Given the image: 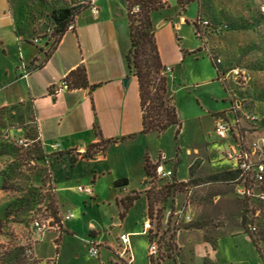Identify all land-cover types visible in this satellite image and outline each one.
Returning <instances> with one entry per match:
<instances>
[{"label": "rangeland", "instance_id": "1", "mask_svg": "<svg viewBox=\"0 0 264 264\" xmlns=\"http://www.w3.org/2000/svg\"><path fill=\"white\" fill-rule=\"evenodd\" d=\"M17 1L21 20L24 18L28 24L36 20L44 24V31L36 34L41 39L37 41L33 35L30 42L45 47V54H48L57 39L48 8L51 3L56 6L55 3L59 5L62 0ZM186 1L181 0L182 4H178L177 0H166L162 9L151 13L154 30L161 39L162 54L169 65L166 70L168 95L172 97L171 102L181 123L179 132L176 133V127L171 125L159 135L153 133L141 138L135 145L125 144L112 149L109 164L113 174L99 180L96 186L98 201L91 204L85 219L70 220L75 222L79 236L64 240L57 251L43 235L48 231L63 230L62 224L58 230L47 228L37 233L33 222L38 219L52 225L60 219L61 205L66 211H78L79 216V208L91 201L89 196L93 199L95 196L91 192L64 188L56 191L47 158L35 160L39 153L36 140L39 130L35 112L29 105L18 106L0 115V171L7 176L8 187L7 190L1 189L0 176V244L24 247L25 253L38 264H54V261L55 264H95L96 258L87 249L91 240L84 241L80 235L89 220L101 228L114 220L117 215L114 197L119 189L110 179L126 176L130 178L131 191L128 194L134 191L138 193V199L143 198L134 201L123 226L114 233L124 231L130 234V249L135 257L133 264H192V249L184 259L178 244L179 234L184 230L200 233L198 238L210 242H214L217 232L245 233L255 245L260 264H264V203L259 205L257 216L251 218L246 212L245 202L237 196L235 187L227 183L232 175L231 164L225 156L229 141L219 137L214 130L215 121L226 117L231 104L237 101L246 109L255 108L260 113L264 110V0ZM79 5L86 7L89 4ZM180 15L185 17L184 21L174 30ZM202 21H207V25L203 26ZM193 23L198 29V37L194 34ZM217 58L220 63L216 62ZM8 67L9 63L0 56V76ZM223 75L226 79H222ZM259 130L264 134V121ZM144 147L148 157H158L155 165L171 169L172 176L159 177L150 170V176H145L142 185L147 184V187L142 191L138 190L143 175L139 163ZM65 168L63 163L53 167L58 185L64 179ZM78 173L80 178L73 183L75 188L78 185L89 188L87 170L80 166ZM173 179L181 181L184 186L165 196L161 188ZM186 184L200 185L190 197L192 221L189 223L184 222L183 212L175 217V211L185 204ZM27 195L33 199L30 210L25 208L21 214L5 218L7 204L15 209L24 204ZM250 222L256 226L253 231L248 228ZM146 223L147 232L141 233ZM136 228L140 233L129 231ZM112 234H106L105 239H113ZM221 236L218 245L225 261L227 258L237 260L238 256L231 248V238ZM42 237L44 240L38 244V253L53 260L42 262L35 256L34 247ZM151 243H155L158 249L152 256L148 254ZM117 250L118 253L113 250L111 254L113 264H132L131 254L121 255V247ZM104 264L108 263L104 261Z\"/></svg>", "mask_w": 264, "mask_h": 264}, {"label": "crops", "instance_id": "2", "mask_svg": "<svg viewBox=\"0 0 264 264\" xmlns=\"http://www.w3.org/2000/svg\"><path fill=\"white\" fill-rule=\"evenodd\" d=\"M83 3L89 5L83 7L74 17V29L65 31L45 61L43 52L46 48L41 50V45L30 42L33 35L35 39H41L36 34L44 31V24L37 20L32 24L26 23L24 18L21 20L17 0H0V56L9 63L8 69H3L0 76V106L31 101L44 153L53 155L62 152L60 157L55 155L47 157L56 191L59 192L63 188L77 190V186L75 188L73 183L80 178L78 168L82 166L87 170L88 187L91 189V194L95 196L93 199L86 194L91 201L79 208L81 215L78 216V211L68 210L73 213V217L62 223L63 230L44 233L43 237L52 244L54 249H59L67 238L79 236L75 222L70 220L85 219L86 211L91 208V204L97 203L96 186L99 180L105 175L113 174V168L109 164L110 151L125 144L135 145L136 141L153 134L139 133L141 110L137 81L132 74L128 73L125 60L130 44L126 1L62 0L59 5L55 3L56 6L51 3L49 9ZM93 8L95 12L92 11ZM184 18L182 15L179 16V20L173 26L174 30L180 27ZM155 37L161 61L169 68L161 51V39L156 31ZM21 63L30 65L32 68L27 77L21 76ZM78 65L85 67L88 84L93 88L91 90L73 88L56 95L51 94L49 90L52 91V88ZM126 77L127 84L123 85L122 81ZM94 126L99 130L102 139H116V142L109 144L104 152H99L93 158H81L78 154L83 153L90 144L99 139ZM132 134L135 136L128 137ZM71 154L78 156L73 166L69 161ZM145 155L148 156L146 147L141 151L139 163L143 175L138 190L142 191L147 187V184L142 187L146 176ZM148 159L156 164L158 157L153 159L149 156ZM60 163H63L66 168L64 179L58 185L53 167ZM120 178L127 177L113 176L110 182L113 185L114 181ZM127 180V185L118 187L119 192L114 197L115 203L117 199L131 191L130 178ZM141 198L143 196L139 199ZM59 201L57 195V202ZM83 203L86 201L84 200ZM131 207L124 218L120 219L121 207L116 203L117 215L113 221L107 223L105 228L99 227L93 220L88 221L80 237L84 241L90 239L98 246L97 255H91L96 258L95 264H104V261L113 264L111 254L113 250L119 252L117 250V247L120 248L119 236L125 233L124 231L114 233V231L123 226ZM144 209H146V203ZM59 210L61 213L66 212L64 205L59 206ZM139 228L129 231L140 233L136 231ZM111 233H113V239L106 240L105 235ZM200 235V233H192V230H184L179 234L178 244L182 248V257L185 259L192 249V264H260L261 262L253 242L245 233L217 232L214 242L198 238ZM221 235L231 238V248L238 256L237 260L227 258L225 261V255L222 254L218 245ZM42 238L34 247L35 256L42 262L53 260L39 255L37 247L44 240ZM56 238L59 239L58 242L54 241ZM130 251L131 249L129 254L132 256L133 264L135 257Z\"/></svg>", "mask_w": 264, "mask_h": 264}, {"label": "trees", "instance_id": "3", "mask_svg": "<svg viewBox=\"0 0 264 264\" xmlns=\"http://www.w3.org/2000/svg\"><path fill=\"white\" fill-rule=\"evenodd\" d=\"M125 1L127 5L126 12L128 18L130 41L129 48L125 54V60L128 73L132 74L137 81L139 107L141 110V129L139 133H155L159 135L171 125L176 127V133H178L181 128V123L179 121L176 109L171 102L172 97L168 95V75H166L167 67L161 61L156 43L155 30L151 19V13L162 9L163 5L167 2H163L162 0ZM193 1L194 0H187L186 3H191ZM177 3L182 4L181 0H177ZM134 6H138V11L132 12V8ZM82 8L83 7L78 4L75 6H66L60 8L54 7L50 9L49 18L52 19V22L54 23L53 33L57 35L55 46L60 37L67 30V25L69 22L74 20V17L80 12ZM193 26L194 34L198 37V29L196 28V24L193 23ZM55 46L48 54H45V51L43 52L45 54V61L55 49ZM40 49L42 50L43 48L40 47ZM213 67L216 71V67L214 65ZM63 79L66 81L68 89L89 88L91 90L93 88V86L88 84L85 67L83 65H78L69 71ZM49 92L52 94L51 90H49ZM25 104L29 105L34 110L31 101L27 100L13 105L0 106V115L2 113H9L18 106H23ZM94 128L99 139L95 143L90 144L83 153L78 154V156L81 158H93L99 152H104L109 144L116 142V139H102L100 137L99 130L96 128V126H94ZM134 136L135 134H132L128 137ZM121 139H123V137ZM36 140L39 144V153L38 156L35 157V160L45 159L54 155L60 157L62 155V152L53 155H47L44 153L39 132L37 134ZM78 156H74L73 154L70 155L69 161L71 166L74 165ZM155 167L156 165L151 163L148 159V156L146 155L144 157V171L146 175L150 176V170L155 173ZM0 176L2 177L1 189L7 190V176L3 173V171H0ZM127 184V178L117 179L113 183L115 187H121ZM29 186V188L33 189L31 184H29ZM183 186L184 183L181 181L176 182L173 179L171 182L163 185L161 188V193L165 196H168L169 193L175 190H180ZM138 196V193L133 191L131 194L125 195L116 200V203L121 207L119 211L120 219L124 218L129 207H131L134 201L138 199ZM147 199V211L149 213V196H147ZM32 202L33 199L27 195L24 200V204L19 205L15 209H13L10 206V203H8L4 212L5 218L21 214L23 212L22 210L25 208L26 210H30L29 207ZM1 229L2 224L0 222V232ZM0 264H38V262L32 259V256L27 255L25 253L24 247L22 246L0 244ZM114 264L117 263L114 262Z\"/></svg>", "mask_w": 264, "mask_h": 264}, {"label": "built area", "instance_id": "4", "mask_svg": "<svg viewBox=\"0 0 264 264\" xmlns=\"http://www.w3.org/2000/svg\"><path fill=\"white\" fill-rule=\"evenodd\" d=\"M166 2V0H162ZM93 12L96 10L93 8ZM138 11V6L132 8V12ZM203 26L207 25V21H202ZM74 29V20L70 21L67 25V30ZM38 41V39H35ZM220 59L217 58L216 62L220 63ZM21 76L27 77L32 68L30 65L21 63ZM222 79H226L223 75ZM67 83L62 79L57 85L52 88V94L56 95L64 90H67ZM264 121V110L259 112L257 109L244 108L241 102H235L231 104L229 113L226 117L218 118L215 121L214 130L216 134L229 141L228 149L225 152L227 160L230 162V172L232 175L228 178L227 183L234 186L237 192V196L245 202L246 212H248L253 218L260 212L259 205L264 203V134L259 130L261 123ZM155 173L159 177L172 176L171 169H164L162 165H156ZM200 185H185L184 189V202L185 204L175 211V217L178 213L183 212V220L186 223L192 221L191 216V202L193 190ZM77 190L80 192H91L90 188L78 185ZM73 217L71 211L61 213L60 220L53 222L50 225L43 223L36 219L33 222L35 231L37 233L44 232L47 228L59 229L61 224ZM174 222V221H173ZM141 233L147 232L146 224ZM248 228L253 231L256 229L255 224L248 223ZM119 242L121 247V255L129 253V235L122 233L119 236ZM157 246L155 243L148 245V254L150 256L157 254ZM88 251L91 255H97L98 246L91 242L88 245Z\"/></svg>", "mask_w": 264, "mask_h": 264}, {"label": "water", "instance_id": "5", "mask_svg": "<svg viewBox=\"0 0 264 264\" xmlns=\"http://www.w3.org/2000/svg\"><path fill=\"white\" fill-rule=\"evenodd\" d=\"M127 78H125L123 81H122V83H123V85H126L127 84Z\"/></svg>", "mask_w": 264, "mask_h": 264}, {"label": "bare ground", "instance_id": "6", "mask_svg": "<svg viewBox=\"0 0 264 264\" xmlns=\"http://www.w3.org/2000/svg\"><path fill=\"white\" fill-rule=\"evenodd\" d=\"M148 226V224L146 223V227ZM130 235V234H129Z\"/></svg>", "mask_w": 264, "mask_h": 264}]
</instances>
